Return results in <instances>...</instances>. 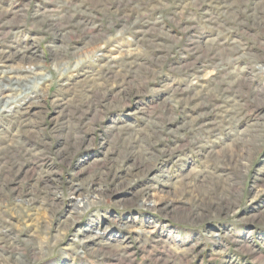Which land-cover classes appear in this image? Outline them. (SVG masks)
Masks as SVG:
<instances>
[{
    "label": "rangeland",
    "instance_id": "1",
    "mask_svg": "<svg viewBox=\"0 0 264 264\" xmlns=\"http://www.w3.org/2000/svg\"><path fill=\"white\" fill-rule=\"evenodd\" d=\"M0 264H264V0H0Z\"/></svg>",
    "mask_w": 264,
    "mask_h": 264
}]
</instances>
